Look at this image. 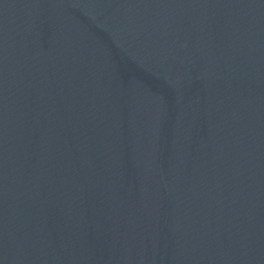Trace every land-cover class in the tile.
I'll use <instances>...</instances> for the list:
<instances>
[{
	"label": "water",
	"instance_id": "1",
	"mask_svg": "<svg viewBox=\"0 0 264 264\" xmlns=\"http://www.w3.org/2000/svg\"><path fill=\"white\" fill-rule=\"evenodd\" d=\"M0 264H264V0H0Z\"/></svg>",
	"mask_w": 264,
	"mask_h": 264
}]
</instances>
